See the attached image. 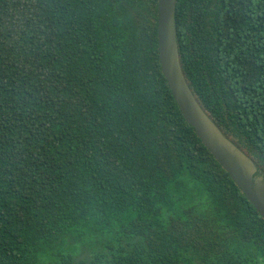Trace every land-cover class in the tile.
I'll return each instance as SVG.
<instances>
[{
  "label": "trees",
  "instance_id": "obj_1",
  "mask_svg": "<svg viewBox=\"0 0 264 264\" xmlns=\"http://www.w3.org/2000/svg\"><path fill=\"white\" fill-rule=\"evenodd\" d=\"M158 5L0 0V264H264V218L163 74ZM175 22L193 93L264 170V0Z\"/></svg>",
  "mask_w": 264,
  "mask_h": 264
},
{
  "label": "water",
  "instance_id": "obj_2",
  "mask_svg": "<svg viewBox=\"0 0 264 264\" xmlns=\"http://www.w3.org/2000/svg\"><path fill=\"white\" fill-rule=\"evenodd\" d=\"M176 2L159 0L158 5V52L163 74L187 123L264 218V170L216 124L186 79L177 42Z\"/></svg>",
  "mask_w": 264,
  "mask_h": 264
},
{
  "label": "flooded vegetation",
  "instance_id": "obj_3",
  "mask_svg": "<svg viewBox=\"0 0 264 264\" xmlns=\"http://www.w3.org/2000/svg\"><path fill=\"white\" fill-rule=\"evenodd\" d=\"M236 141H238V139H236ZM243 150H245V151H246L247 149H243ZM246 152H247V151H246ZM247 153H248V152H247ZM252 153H253V152H252ZM252 153H251V154H252ZM250 156H251V157L253 158V160L255 161V159H254V157H253V154H252V155H250ZM255 162H256V161H255Z\"/></svg>",
  "mask_w": 264,
  "mask_h": 264
}]
</instances>
